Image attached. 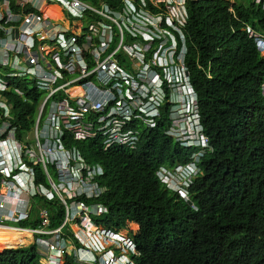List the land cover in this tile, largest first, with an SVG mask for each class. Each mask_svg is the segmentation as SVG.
Masks as SVG:
<instances>
[{"label":"built area","instance_id":"1","mask_svg":"<svg viewBox=\"0 0 264 264\" xmlns=\"http://www.w3.org/2000/svg\"><path fill=\"white\" fill-rule=\"evenodd\" d=\"M15 1L17 13L12 0H0V68L11 72L5 79L30 78L34 87L28 90L36 89L39 97L34 102L13 88L24 103L35 105L34 122L21 135L11 103L0 98V227L32 231L33 245L64 262L72 256L76 264H136L132 256L139 254L131 237L94 221L108 213L102 204L86 201L108 191L98 181L104 169L88 161L69 134L82 142L99 137L104 151L115 146L136 150L144 133L166 118V134L196 151L185 165L161 166L157 178L190 201L188 189L201 174L202 158L213 149L186 64L185 0H123L122 10L110 7V0H96V5L85 0ZM147 1L164 13L149 8ZM50 3L61 4L72 17H84L89 10L95 23L81 36L73 34L39 13ZM178 4L184 17L174 9ZM28 6L35 11L25 12ZM249 34L264 50V34ZM9 88L0 78V91ZM37 197L65 207L60 226H50L46 208H40L36 228L8 224L31 219ZM85 219L93 230L80 226Z\"/></svg>","mask_w":264,"mask_h":264},{"label":"trees","instance_id":"2","mask_svg":"<svg viewBox=\"0 0 264 264\" xmlns=\"http://www.w3.org/2000/svg\"><path fill=\"white\" fill-rule=\"evenodd\" d=\"M85 1L96 5V0ZM108 4L120 10L125 6L123 0ZM19 8L12 0L13 11ZM33 11L28 6L25 12ZM39 13L73 34L95 23L89 10L84 17H72L59 3ZM185 14L186 64L213 149L202 158L201 174L188 190L192 206L157 178L161 166L185 165L196 151L182 148L166 134V118L144 133L136 150L115 146L104 151L99 137L82 142L69 134L88 161L102 166L98 181L108 189L96 199L81 200L108 208L107 214L94 217L98 226L129 231L139 254L132 256L136 264H264V57L249 34L264 33V0H185ZM10 73L0 68V78L10 85L0 91V98L11 103L21 135L34 122L35 105L24 103L13 88L34 102L39 93L22 88V79H5ZM40 208L50 212L52 228L63 223L65 207L37 197L31 219L18 226L38 227ZM32 244L33 234L0 229V251L13 248L0 253V264H62L56 254L41 259L48 253ZM64 264H76L75 259L69 256Z\"/></svg>","mask_w":264,"mask_h":264},{"label":"rangeland","instance_id":"3","mask_svg":"<svg viewBox=\"0 0 264 264\" xmlns=\"http://www.w3.org/2000/svg\"><path fill=\"white\" fill-rule=\"evenodd\" d=\"M26 1H30V0H26ZM31 1H33V0H31ZM45 6H46V3H45ZM181 7H182V4H178L177 5V7H175L174 6V9H175V11H177V14L178 15H180L181 13H179V10H181ZM176 14V15H177ZM184 17L185 15L182 13V15H180L179 17ZM178 16H177V18H179ZM19 82H20V85H21V87L22 88H24V87H29V88H32V87H34V85H33V83H32V81H31V79L29 78V79H22V80H19ZM46 183H48L47 181H46ZM88 216L90 217L91 216V214H88ZM88 220L86 221V223L85 224H83V221H82V223H81V227H83V228H85V226H87V224H88ZM8 224H11V225H14V226H18V224H13V223H8ZM79 225V224H78ZM100 227V226H99ZM72 228L77 232L78 231V228H77V226L76 225H74V224H72ZM88 229H90L89 228V224H88ZM121 234H123L124 235V237H131L130 236V234H129V231H127V230H121V232H120ZM18 236V235H17ZM18 239L21 241V239H20V237H18ZM33 245V244H32ZM31 245V246H32ZM107 247H109V246H106V248ZM14 248H22V247H14ZM5 249H13V248H4L3 250H1L0 251V253L2 252V251H4ZM118 255H122V253H119ZM50 257H51V255L50 254H48V257L46 258V259H50ZM43 259V258H42ZM46 259H43V260H46ZM40 264H42V262H41V260H40ZM62 264H64V259L62 260Z\"/></svg>","mask_w":264,"mask_h":264},{"label":"bare ground","instance_id":"4","mask_svg":"<svg viewBox=\"0 0 264 264\" xmlns=\"http://www.w3.org/2000/svg\"><path fill=\"white\" fill-rule=\"evenodd\" d=\"M54 34H55V32L54 31H51V36H53ZM42 35H45V34H42ZM0 229H5V230H18L20 232H23L24 234H33V232L30 231V230L29 231H22L19 228H15V227H0Z\"/></svg>","mask_w":264,"mask_h":264},{"label":"clouds","instance_id":"5","mask_svg":"<svg viewBox=\"0 0 264 264\" xmlns=\"http://www.w3.org/2000/svg\"><path fill=\"white\" fill-rule=\"evenodd\" d=\"M259 33V32H257ZM260 35H263L264 33H259ZM255 40V39H254ZM257 48H258V45H257ZM258 51L261 53L262 57H264V50H259ZM263 89H264V85H263ZM189 190V189H188ZM192 205V204H191ZM42 259V258H41Z\"/></svg>","mask_w":264,"mask_h":264},{"label":"water","instance_id":"6","mask_svg":"<svg viewBox=\"0 0 264 264\" xmlns=\"http://www.w3.org/2000/svg\"><path fill=\"white\" fill-rule=\"evenodd\" d=\"M188 204L191 205L192 204L191 201H188Z\"/></svg>","mask_w":264,"mask_h":264},{"label":"crops","instance_id":"7","mask_svg":"<svg viewBox=\"0 0 264 264\" xmlns=\"http://www.w3.org/2000/svg\"><path fill=\"white\" fill-rule=\"evenodd\" d=\"M43 259H46V258H43Z\"/></svg>","mask_w":264,"mask_h":264}]
</instances>
